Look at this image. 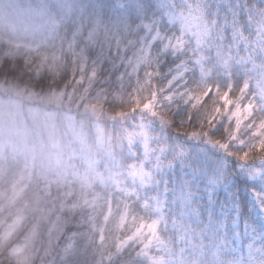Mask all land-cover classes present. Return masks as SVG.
<instances>
[{"label": "snow or ice", "instance_id": "obj_1", "mask_svg": "<svg viewBox=\"0 0 264 264\" xmlns=\"http://www.w3.org/2000/svg\"><path fill=\"white\" fill-rule=\"evenodd\" d=\"M0 21V92L109 122L116 161L0 218V264H264V0H0ZM57 115L30 112L53 142ZM22 120L0 97V158Z\"/></svg>", "mask_w": 264, "mask_h": 264}, {"label": "trees", "instance_id": "obj_2", "mask_svg": "<svg viewBox=\"0 0 264 264\" xmlns=\"http://www.w3.org/2000/svg\"><path fill=\"white\" fill-rule=\"evenodd\" d=\"M24 2V0H21ZM23 85V81H21ZM0 97L17 103H22L23 122H30L29 111L37 112L43 116L45 111L57 112L55 141L49 140V133L42 128L41 134L33 129L26 134L27 144L25 151L6 148L3 158H0V193L10 192L13 183L19 179L22 173L25 174L26 190L22 200L14 207H3L0 210V218L8 217L9 213L15 214L16 207H22L24 201L34 203L37 199L48 201V192L53 197L63 198L64 194L71 192L72 198H79L82 194V181L86 174L91 182L90 170L97 173H106L112 168L116 161L109 155V139L115 143L113 129L109 122L100 121L99 124L92 118L78 112L75 107L69 109L64 107L46 106L45 104L30 103L27 99H19L11 93L0 92ZM70 118V119H69ZM73 123L79 136L73 134L69 129V123ZM101 137L105 143L101 144ZM55 144V146H54ZM118 151V149H117ZM57 158L61 161V166H56ZM31 173L28 178L25 169ZM96 191L101 189L99 181L94 182ZM25 222L18 235L14 237L13 243L23 245L26 242L27 234L31 231L32 225L36 223L33 214L29 209L25 210ZM44 235L43 227L39 234L33 239L37 248L41 247V240ZM43 251H39L31 258L30 264H41ZM3 264H9L8 260H3ZM11 264H15L13 258Z\"/></svg>", "mask_w": 264, "mask_h": 264}, {"label": "rangeland", "instance_id": "obj_3", "mask_svg": "<svg viewBox=\"0 0 264 264\" xmlns=\"http://www.w3.org/2000/svg\"><path fill=\"white\" fill-rule=\"evenodd\" d=\"M3 22L2 21H0V24H2ZM17 103V102H16ZM18 104H20L21 105V112H22V107H23V105H22V103L20 102V103H18ZM30 112L31 111H29V112H27V113H29V117H30ZM22 118H23V115H22ZM20 120V118L18 117V121ZM30 122H28V123H24L23 122V120H22V122L20 123V132H19V134H17L16 132H15V130L13 131V136H14V139H15V141H16V144L18 145V144H20V146H21V150L22 151H25V149H26V142H27V139H26V134H25V132H24V129H25V126L28 128H31V129H33L36 133H39V134H41V132H42V128L40 127V128H37V127H35V126H33V123H32V120H31V118H30V120H29Z\"/></svg>", "mask_w": 264, "mask_h": 264}]
</instances>
